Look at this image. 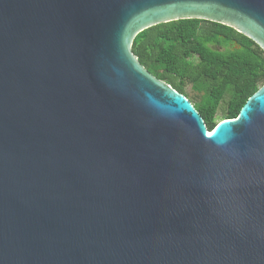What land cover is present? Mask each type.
I'll use <instances>...</instances> for the list:
<instances>
[{
  "label": "water",
  "instance_id": "95a60500",
  "mask_svg": "<svg viewBox=\"0 0 264 264\" xmlns=\"http://www.w3.org/2000/svg\"><path fill=\"white\" fill-rule=\"evenodd\" d=\"M183 19L264 50V0H0V264H264V86L209 129L130 51Z\"/></svg>",
  "mask_w": 264,
  "mask_h": 264
},
{
  "label": "trees",
  "instance_id": "16d2710c",
  "mask_svg": "<svg viewBox=\"0 0 264 264\" xmlns=\"http://www.w3.org/2000/svg\"><path fill=\"white\" fill-rule=\"evenodd\" d=\"M151 75L193 104L186 86L202 96L195 107L213 129L219 111L235 119L264 86V50L235 29L201 19L161 23L140 32L130 47ZM224 105V106H223ZM220 123V122H219Z\"/></svg>",
  "mask_w": 264,
  "mask_h": 264
},
{
  "label": "rangeland",
  "instance_id": "374dc122",
  "mask_svg": "<svg viewBox=\"0 0 264 264\" xmlns=\"http://www.w3.org/2000/svg\"><path fill=\"white\" fill-rule=\"evenodd\" d=\"M186 91L190 94V96H196V99L197 100H194L193 101V105L195 106V107H199V106H201V104H202V96L201 95H199L198 93H195V91L192 89V86L191 85H187L186 86ZM190 101V100H189ZM224 106V105H223ZM223 119H224V114H223V112L222 111H219L218 112V114H217V116L215 117V122L216 123H219V122H221V121H223Z\"/></svg>",
  "mask_w": 264,
  "mask_h": 264
}]
</instances>
